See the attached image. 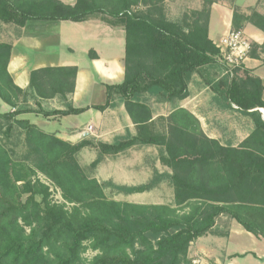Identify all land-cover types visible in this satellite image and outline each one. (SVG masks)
I'll list each match as a JSON object with an SVG mask.
<instances>
[{"label": "trees", "instance_id": "1", "mask_svg": "<svg viewBox=\"0 0 264 264\" xmlns=\"http://www.w3.org/2000/svg\"><path fill=\"white\" fill-rule=\"evenodd\" d=\"M165 2L76 0L70 6L58 0H0L3 24L80 23L105 15L122 26L124 79L105 85L106 103L94 109L113 106L117 96L136 127L135 136L111 144L89 140L71 144L17 119L25 113L44 117L82 113L85 109L67 103L77 69L32 71L28 89H19L7 72L11 45L0 42V101L15 109L0 113V264H191V243L211 233L220 216L264 238V122L254 117L255 109L264 110L262 81L239 68L231 77L209 83L218 102L235 105L253 119V132L237 148L208 139L197 120L181 109L154 123L152 99L184 100L191 77L219 64L218 50L207 38L215 0H202V8L181 22L167 19ZM243 23L264 33V16L233 9L232 31H240ZM257 50L264 63V42L252 44L248 56L259 57ZM56 96L63 99L64 110L46 112L37 102ZM28 99L37 107H19ZM156 123H165V128L153 133ZM136 147L158 149L160 163L171 170L165 176L173 189V205L108 199L104 190L112 185L87 176L77 161L84 148L98 151L91 164L95 168L101 158ZM38 175L60 191L63 203L52 201L50 187ZM158 177L148 184L112 187L124 195L141 194L150 191ZM87 249L96 252L88 261L83 258Z\"/></svg>", "mask_w": 264, "mask_h": 264}, {"label": "crops", "instance_id": "2", "mask_svg": "<svg viewBox=\"0 0 264 264\" xmlns=\"http://www.w3.org/2000/svg\"><path fill=\"white\" fill-rule=\"evenodd\" d=\"M58 1L70 6L76 3V0ZM165 1L166 17L171 22H181L192 11L202 8V0ZM233 9L243 15L255 11L264 16V0H215L210 8L207 26V38L214 46L221 37L232 31ZM113 21L109 16L97 15L80 23L28 20L21 27L0 23V42L7 43L12 48L7 72L13 84L19 89L27 90L32 71L76 67L75 88L67 96V103L74 109H85L78 115L44 117L25 113L18 118L28 121L27 117L33 116L35 121L32 125L41 131L43 128L48 129L43 132L71 144L82 140L111 144L136 135V127L119 97L115 96L111 102L113 106L104 111L94 109L106 103L105 85H117L124 79L126 35L123 27ZM240 32L255 46L264 42V33L251 24L243 23ZM257 54L259 57L248 56L240 70L262 81L264 100L263 55L259 50ZM224 71L217 63L202 68L191 77L188 96L184 100L158 103L152 99L149 102L152 121L155 123L158 118H167L172 112L181 109L197 120L208 139L215 140L222 146L237 148L253 132L254 122L251 116L241 112L235 105L218 102L209 83L224 77ZM206 91H209L208 94ZM28 100L30 104L33 101L36 106L33 99ZM37 102L46 112L64 110L65 106L63 99L58 96ZM254 111L255 119L264 122V110L261 112V108H257ZM85 115L87 121H80L79 118ZM164 126L165 123H156L152 127L153 133L159 132ZM116 156H105V159ZM157 161L162 165L159 157ZM162 167L166 169L165 174H171L169 168ZM160 174L162 173L159 172L158 175ZM160 181L159 179L156 185H161ZM168 187L172 190L173 197L170 184ZM191 246L196 257L193 259L194 264H205V259L213 260L215 264H251V261L253 264H264V238L246 232L226 216H220L212 232L198 238ZM190 251L191 247L189 254Z\"/></svg>", "mask_w": 264, "mask_h": 264}, {"label": "rangeland", "instance_id": "3", "mask_svg": "<svg viewBox=\"0 0 264 264\" xmlns=\"http://www.w3.org/2000/svg\"><path fill=\"white\" fill-rule=\"evenodd\" d=\"M206 92L208 94L209 91ZM28 101L23 104L20 103L19 107L36 108L33 101L31 104ZM14 110V108H9L8 106L3 105L0 101V113H6L9 111L13 112ZM18 117L17 119L21 120ZM27 120L30 124L35 121L33 116L27 117ZM79 120L86 122L87 115L80 117ZM42 130L48 131V129L44 128ZM12 140L14 141V139ZM158 154V149L152 147L133 148L116 157H106V159L105 157L101 158L100 163L95 166V168H91V164L99 157L98 151L94 148H84L77 155V161L87 176L96 179L98 183H109L112 186L131 187L148 184L155 179V177H158V173L161 172V176L158 177L161 180L160 182H162L161 185H155L150 191L145 192L143 195H135V197L134 195H124L117 192L112 186L105 188V195L111 200L134 204L137 203L140 205H152L153 203L173 205L172 190L168 187L169 180L166 178L167 176H165L167 175L165 174L166 169L157 161V158L159 157ZM38 178L42 183L50 187L52 201L58 204L63 203L60 191L54 188L51 182L42 175H38ZM158 178L157 180H159ZM190 247L192 248V251H190V254L188 253V259L191 261V264H194L193 259L196 258L195 252L193 251V246L190 245ZM95 255L96 252L87 249L83 254V258L88 261ZM205 260V264H215L213 260ZM251 264H253L252 261Z\"/></svg>", "mask_w": 264, "mask_h": 264}, {"label": "built area", "instance_id": "4", "mask_svg": "<svg viewBox=\"0 0 264 264\" xmlns=\"http://www.w3.org/2000/svg\"><path fill=\"white\" fill-rule=\"evenodd\" d=\"M215 47L218 50V63L225 69L224 74L231 77L234 70L241 69L248 58L252 43L242 32L229 31L220 38Z\"/></svg>", "mask_w": 264, "mask_h": 264}]
</instances>
